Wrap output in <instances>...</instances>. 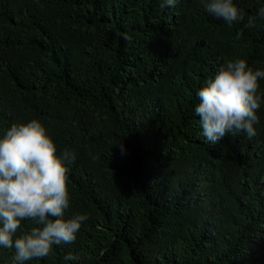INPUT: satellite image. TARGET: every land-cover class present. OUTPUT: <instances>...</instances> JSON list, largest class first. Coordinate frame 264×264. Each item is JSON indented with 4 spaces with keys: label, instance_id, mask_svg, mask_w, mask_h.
Instances as JSON below:
<instances>
[{
    "label": "trees",
    "instance_id": "1",
    "mask_svg": "<svg viewBox=\"0 0 264 264\" xmlns=\"http://www.w3.org/2000/svg\"><path fill=\"white\" fill-rule=\"evenodd\" d=\"M233 3L229 26L199 0H0V137L36 119L74 150L65 219L88 216L24 264H264V101L251 139L212 144L195 113L225 61L264 70V0Z\"/></svg>",
    "mask_w": 264,
    "mask_h": 264
},
{
    "label": "clouds",
    "instance_id": "2",
    "mask_svg": "<svg viewBox=\"0 0 264 264\" xmlns=\"http://www.w3.org/2000/svg\"><path fill=\"white\" fill-rule=\"evenodd\" d=\"M209 15L223 19L229 26L244 21L245 16L233 0H199ZM177 0H163L174 6ZM264 19V7L258 10ZM256 17H249L245 28L255 27ZM242 32H238L239 39ZM259 79L264 70H253L246 60L225 61L215 77L199 89L195 113L200 118L203 136L215 144L225 136L240 132L251 139L259 123L256 112L264 101ZM53 139L36 119L12 124L0 137V248L14 249L16 264L47 257L53 245L69 244L88 219L76 213L65 219L70 206L67 165L77 158L74 150L65 149L58 156ZM35 225L16 235L21 222ZM66 261L77 259L69 253Z\"/></svg>",
    "mask_w": 264,
    "mask_h": 264
}]
</instances>
